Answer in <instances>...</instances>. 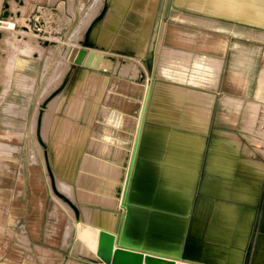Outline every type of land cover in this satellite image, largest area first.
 Masks as SVG:
<instances>
[{"label": "rangeland", "instance_id": "obj_1", "mask_svg": "<svg viewBox=\"0 0 264 264\" xmlns=\"http://www.w3.org/2000/svg\"><path fill=\"white\" fill-rule=\"evenodd\" d=\"M107 1L110 2L111 0H97V3L95 4H93L94 2L93 0L90 6L82 14H76V18L74 22L71 23V26L68 29H65L64 31L65 34L63 35V37H61L60 32L61 33L63 32L62 30L63 28H65V24L61 21V18L64 16V13H66L69 10L70 6H72L71 4H69V2L67 8H63L61 6L62 4H60L58 7L53 8L51 10V13L55 17H57L59 21L60 29L57 30L56 29L52 30L50 28V26L52 25H48L49 23H51V16L50 15L48 16L46 14L45 6L43 2L39 4L40 8L37 7L36 14L33 13L32 14L33 16L31 15L30 17H28L30 15L28 13L29 10L28 11L25 10L23 14H19V10H17L16 4L12 6V10H11L9 6L10 0H4L5 5L0 12V17L3 18L5 17L7 18V20L13 18L16 19L18 22L17 25L18 31L12 32L6 30L5 28L3 29V27L6 25V22L0 21V27H2L0 29L2 31L4 30L5 32L4 42L0 41V134H9L11 137L9 139L0 136V164L1 163L7 164L10 167V171H8L5 168L6 170L5 172L11 174V176H13V178L15 179L13 185L14 192L12 195V201L14 202L16 199L18 200L17 204H15L14 206L17 209L16 211L18 212V210L20 209L26 210V213L30 219L29 220L30 226L33 230H35L37 227V223L35 222V220H37L40 217L38 223V228L40 233L42 232L43 234L47 232V230L49 231V229H51L52 231L51 233L55 235V236L52 235V238H46V242L45 241L43 242L42 239V244L56 247V246H60L61 245L60 242H62V245H64L63 247L64 249H66L65 247L66 245H68V248L66 250L67 253L63 252L61 254L54 255V258L57 259L55 260L54 264H68V263L90 264L87 262H77L75 260L70 261V259H75V258L87 260L89 262H93L97 264L100 262L99 259L97 258L95 259L91 257L88 253L84 252L83 250L84 243L82 244V241L79 238H77L76 247L74 248L76 252H74V250H72V247L74 245L75 234L73 232L71 236L68 238V242L66 243L64 241V232L66 225L69 222H72L73 219L81 218L80 222L83 223L82 222V216H83L84 224L93 227V223L92 221H90V217H92L91 213L96 212V214H98V217H101L102 215L101 210H95V206L99 205L103 207V205L98 204L93 200L85 201V203H83V201L78 197H72L70 195V192H74L76 194L78 187H86V186L94 185V182H92V179L94 177L92 176L93 174H91V172L96 174L97 173L101 174L102 172V174L105 175L107 172L110 171V168L108 165H102V164L100 166L99 164L96 165L94 164L91 167H88L86 164L83 163V158L81 156H79L78 159L75 156L70 157L69 158L70 161H68L69 159L67 158H60L59 160L61 162L60 168L56 169L53 163H50L49 168H46L43 153H41V148L36 140V135L38 134V132L36 133L31 131V120L34 116L35 110L38 107V105L41 108V110L43 109L46 110V113L44 114L46 115L45 121H48V118L51 117L54 112H56L55 109L59 101L60 95H62V93L64 92L65 80H67L68 77L67 72H69V68H70L69 65L70 64L72 65L71 63L72 61L75 60L79 65L84 66L86 68H90V67H92L93 69L98 68L96 67L97 66L96 64L93 65V62L95 61V55L97 56L98 54H95L94 52L91 53V51L89 50L91 45H85V46L80 45L81 34L86 28L87 24H89L90 21L98 15L97 14L98 11L100 9L102 10V8L104 7ZM144 1L145 0H141L140 4H136L134 6L130 4V1L128 0H127L128 6L127 5L120 6L119 5L120 3H117L116 5V8L120 7L119 11H123L121 16L123 14L125 15L128 14V16L134 18L139 22V24L138 23L136 24L135 22H131L133 20L128 21V32H131V27L135 24L137 28L142 29L141 43L139 44L136 51L130 50L128 48V52L133 51L132 56H130L128 53L115 54L118 56L120 60L119 62L121 63L124 62L125 60L124 58H128V67L126 68L120 67L117 69V71L114 74L115 81L117 83L120 84L125 83L124 87H120L119 85L114 87L115 92L126 93L122 97L121 104L128 102V88L132 90H134V88L138 89L139 86L135 82L142 83V91L139 97L140 98L139 106L136 116L135 113H131V115L129 116V121L131 125L128 126V103L123 104L121 108L119 107L117 109V111H115V107L113 105L109 106V110L107 114L108 116H107V115H103L106 110L105 108L106 105L105 106L102 105L100 101L95 105L94 118L91 117L89 118L88 113L90 112V108H91L90 106H92L91 105L92 97L96 96L97 94L96 92H98L97 95L100 96L101 94H103L100 88H98V85L96 84H94V86L90 89L86 88L87 91L84 90V93L83 91H80L79 94L81 98H85L86 100L85 104L82 103L80 99H77L75 101L76 104L74 105V107L78 106V108H72V109L70 108L68 109L67 113L65 111H62V109H60L61 111L60 110L58 111L59 113L61 112V114L63 115L65 114L66 121L71 122L74 120L76 121V123L78 122L77 123L78 125L76 124L75 126V127L78 126V129L81 128L80 126L82 125V128L79 129V132L81 131L80 132L81 145L79 146V149L86 148V143H88V139H90L91 137L93 138L101 137L104 136L105 134H109L113 139V141L116 143L124 142V148L122 152L115 159L116 162L120 165V167L115 168V173L118 174L117 175L118 178L116 177L118 181L116 180L117 181L115 182L116 184L115 183L113 184L117 186H121L124 181L125 188L121 194L122 196L119 195L115 199V201L121 202L123 206L120 209L119 207H117L118 210L116 209L118 218L114 226V232L119 231L121 217L123 216L124 213L122 209L125 206L145 207L147 209L146 224L147 225L150 224L148 217L150 216L149 214L151 213V210L154 209L151 206L141 203L140 200L130 199V192L131 190H133L135 192V196L136 195L141 196V193L142 195L144 194V189L148 185L160 184V181L157 179L159 178L160 172L158 171L161 170V167L160 166L156 167L151 165L148 166L147 164L144 165L141 163V161L153 160V159H148L144 154H146L148 148L152 147L153 145L151 141V137L154 128L164 123L160 118L161 112L163 111V106L166 105L171 107L173 105L170 102L164 104L163 101L159 100L161 95L159 93L157 94L155 93L156 92L155 80L157 79V77L155 76H152L151 78L145 77L147 75V63L145 57L143 58V56H145V47L146 44L148 43L152 20L151 23H149V25H147V23H144L143 12L146 8V2ZM17 3L21 4V1H17ZM116 12L117 10L111 12L110 20L113 21L115 19V15L118 16V13ZM36 15L38 16L39 20L36 22L37 25L35 26L34 19ZM82 15L84 16V27L80 30L78 35L69 38L70 34L72 33V31L76 26V22L78 20L80 22ZM26 28L27 31H25ZM154 37L155 34L153 33L152 41H151V43L153 42V45L151 44L152 47L150 49L154 47V40H153ZM21 39L30 42L25 45H21L20 42ZM17 40L19 41L20 46L18 49L19 51L17 53L15 51L14 57L15 59L18 57L20 58V62H21L20 68L15 70L13 68L14 75L11 77V80L4 79L5 78L4 71H6V73H10L12 71V66H13L12 60L7 61V58L13 57L12 50H9L11 46L10 44L13 41H15L16 43ZM67 41H69L68 47L70 48V55H66L65 57H62L63 60L60 62V65L55 68L54 66L55 62L59 58L60 52L62 51V48L64 47ZM114 42L115 41L113 39V43L110 44L111 45L110 47L112 49L115 48ZM15 43L14 45H16ZM129 44L130 42L128 40V45ZM52 56H53V61H51ZM47 60L49 61L48 64H47ZM50 63H51V68L49 71V76L47 74L42 79H39L38 74L40 73V70L42 69L40 74V76H42L43 73H45V71L47 70ZM45 64L47 65L45 66ZM130 70H132L131 73L129 72ZM19 72H26L28 74H32L30 77L27 78V86L28 85L33 86L32 93H30L29 89H27L26 86L20 87L22 92L19 91V87H18L19 79L17 81V75ZM130 75L131 78L134 79L129 80L128 77H130ZM153 75H155V71L153 72ZM128 81H134V82H128ZM1 85H3V87H1ZM44 88L46 89L45 96L43 97V99H39L41 92L43 91ZM96 88H98L99 90ZM163 88H164L163 85H159L157 87V91L158 89L160 90ZM28 95L31 96L32 100L30 102L29 108L27 105V111L25 116L22 117V111L20 109L21 106L19 107L18 105H21L24 102V96H28ZM69 95L71 94L69 93ZM258 95L264 96V93H259ZM258 99L260 101H264L259 97ZM71 100L70 102H72ZM10 102L14 103V108L9 111H6L5 107ZM39 102L42 103L39 104ZM249 102L256 103L257 101H249ZM166 108L165 111H167ZM240 111L242 112V110ZM241 112L239 113L237 118V121L239 123H241V117H242ZM134 117L136 118L135 128L132 132V137L128 140V129L129 130L133 129L134 126L133 123L135 121ZM247 124L248 123H243L242 126L239 127L243 133L242 136H240V138L241 140H243L244 146L249 145L250 148L253 150L249 158L254 161L264 160V157L262 156V150H264V145L256 138H253L251 135L246 134L245 130ZM74 125L75 123L72 126ZM44 127L45 126L42 125L43 130ZM213 127L216 126L214 124H211L209 130H211ZM228 128H229L228 130H236L237 126L228 127ZM16 130L18 132L19 130L23 132V135L20 139L15 136V134L18 133ZM224 138L227 144L233 142V139L230 137H224ZM1 141L6 143V146H4L3 145L4 143H1ZM130 147H132L133 149ZM115 149L116 147L113 145L111 147V155L108 158L110 159L115 158L114 157ZM204 155L205 154H203L200 173L196 177L195 179L196 181L194 183L195 185L193 188L194 190L193 198H195V200L201 194V186L204 181V176H205ZM75 158L78 160V164L75 165L74 167L73 162ZM66 160L69 163L65 162ZM62 165L64 167H62ZM166 167H170V166H166ZM53 168L55 169V171ZM63 170L66 172V174ZM118 170L120 172H117ZM57 172L59 174H57ZM125 175L126 177L124 179ZM174 175L176 179H174L173 181L166 180L165 183L172 186H177V188L182 187V189H180L181 193H183L184 195H188V191H186L187 189L184 188L188 184L186 178L185 179L183 178L185 175L177 174V173H175ZM235 176L236 175L234 174L232 177L228 178V180L230 181V185H228V190L226 191L222 187L223 184L221 185L217 183L219 181L216 178L211 177L209 179V186L213 191V193H210V195L213 198V208L210 213V218H213V215L214 213H216V209L218 208L219 209L223 208L224 210H228V211L238 209V216L242 215L243 210L249 208L250 219H251L250 228H249V240L247 242V245L244 247L243 258L245 260L242 259L241 264L242 262L243 264H252V257L255 252L254 243L260 236V232L264 224V174L259 182V191L257 197H255V200L253 202L243 197L242 198L235 197L233 192ZM148 177H152L153 180L152 181L148 180L147 179ZM30 181L34 184L33 186L30 185ZM9 182L10 180L5 179L6 185H8ZM62 182L63 183L70 182L72 187L70 188V186L68 187V185L63 184ZM105 182L107 181L101 183H105ZM0 193H2V196L5 198L4 201L6 203L7 197H9L10 195V191L9 190H5L4 192L0 191ZM57 199L61 200L62 202L61 201L59 202V200ZM4 205H5L4 202L1 201L0 230L5 229L6 232L4 236L0 238V246L5 253H8L12 250H17L16 243H17L19 228L15 224V221L16 219L20 218L22 221L26 222L25 220L26 217L23 214V212L20 211L13 216L14 218L12 217L11 219H9L6 215L8 206L7 205L4 206ZM235 205L237 207H235ZM158 212H160L158 222L164 221L163 219H166L168 216H170L168 217V219H170L171 216L174 215L176 216V214L170 212H163V211H158ZM73 216L74 218H72ZM188 220L189 219L187 218V223ZM163 230H165L166 232ZM160 231H162V233L157 236L153 234H148L147 231H144L142 235L133 238L134 242L136 241L135 243L137 244L134 246L141 250L153 251L156 253L172 256L182 260H188V261L192 260V262H195L193 260H196L197 262L203 264H229V261L227 259L221 260L220 257L213 260H208L204 258L202 259V257L199 256V254L202 253L200 249H189L188 251L185 241V234L181 235L180 234L181 232H179L178 230L177 231L172 230L169 232L167 231V229L161 228ZM168 239L170 241H167ZM25 241L29 242V239L26 238ZM170 242L171 243L175 242L176 245L171 246ZM35 247L36 250L39 251L40 253H46L48 251L47 248L38 244H35ZM189 252L190 253L192 252L193 254L191 253V255H189L190 254ZM45 260H46L45 254H41L39 256V261L45 264ZM219 260L221 262H219ZM9 261H10L9 258H7L3 262V264H9Z\"/></svg>", "mask_w": 264, "mask_h": 264}, {"label": "crops", "instance_id": "obj_2", "mask_svg": "<svg viewBox=\"0 0 264 264\" xmlns=\"http://www.w3.org/2000/svg\"><path fill=\"white\" fill-rule=\"evenodd\" d=\"M17 1H21V4H18ZM42 2L46 14L51 16V23L48 25H52L50 26L52 30L60 29L59 21L51 13V10L60 4L63 8H67L69 0H10L9 6L12 10V6L16 4L19 14L29 10L30 15L28 17H30L33 13L36 14V9ZM71 2L74 16L70 23L63 28V32H60L61 37L65 34V29H68L71 23L74 22L76 14H82L93 0H71ZM4 5V0H0V12ZM154 7L148 43L146 42L145 56H143L147 63V75L145 77H157L155 80V93L161 95L159 100L163 101L164 104L170 102L173 105L171 107L163 106L160 118L164 123L154 128L151 137L153 145L144 154L148 159L153 160L141 161L144 165L161 167L157 179L160 184L148 185L141 196H135V192L131 190L130 199L140 200L141 203L154 209L149 214V221L152 215L157 216L159 219L160 212L158 211L174 213L176 216H171L170 219H168L170 216H166L167 218L161 222L157 220L155 228L152 229L150 224H146L147 209L145 207L125 206L128 208V214L130 211H142L146 214L144 227L141 231L134 229L131 237L133 239L140 236L144 231L157 236L162 233L160 230L163 228L169 232L178 230L181 235L185 234L188 251L194 239L202 240L203 247L205 244L220 246L222 245L220 239L225 220L214 215L213 218H210L213 208V198L210 193H213V191L209 186V179L211 177L216 178L220 183L216 182L223 184L222 187L226 191L228 185H230L228 178L235 174L234 195L236 193L239 195V180L241 179V194L243 197L242 180L245 171V155L243 140L240 138L243 133L240 127L237 126V124H240L237 119L233 121L234 119H230L231 117L224 116L222 111H233L235 107H229L228 103H233L239 99L243 103L247 101L261 102L257 95L264 93V0H156ZM78 22L79 20L76 22V26ZM153 33L155 34L154 47L150 49L153 45V42L151 43ZM0 41L4 42L3 36L0 37ZM14 43L15 41L10 44L9 48V50H12L13 57L7 58V61L12 60L13 62L12 71L6 73L3 70L4 79L11 80L14 75L13 68L14 70L20 68V58L15 59L14 57L15 51L16 53L19 51L20 44L18 40L15 43L16 45ZM128 54L132 56L133 51H129ZM17 60L19 66L15 68L14 63ZM51 61H53V56ZM50 68L51 63L42 76H40L42 69L40 70L38 78L42 79L47 74L49 76ZM260 68H263V70ZM154 71L155 75H153ZM129 72L131 73L132 70ZM20 73L26 72H19L17 80ZM128 78L129 80L134 79L131 78V75ZM135 83L138 84V89L128 88V102L123 103H128V126L131 125L129 121L131 113H135L136 116L142 91V83ZM159 85H163L164 88L157 91ZM123 104L113 105L115 111L119 107L121 108ZM165 108L167 111H165ZM71 122H74V120ZM135 122L136 118L133 129H128V140L132 137ZM211 124L216 127L209 130ZM235 126H237L236 130H228V127ZM224 137L232 138L233 142L227 144ZM203 154H205V176L201 186V194L195 200L193 198V188L195 179L200 173ZM225 165H227L226 169ZM175 173L185 175L183 178H186L188 184L184 188L187 189L188 195L181 193L180 189L182 187L177 188V186L165 183L166 180L173 181L176 179ZM5 179L10 180L8 185L5 184ZM147 179L153 180L152 177ZM14 182L15 179L11 174L0 171V191H10L6 203L5 198L0 193V202L2 201L8 206L7 217L10 210L13 211V216L21 211L26 217V222L20 218L16 219L15 224L19 228L16 243L17 250L5 253L0 246V264H3L7 258L10 260L9 264H43L39 261L41 254H45V264H54L57 260L54 255L67 253L68 245L64 249L62 242H60V246L56 247L42 244V239L43 242H46V238H52L54 234L51 233V229L43 234L40 233L38 228L40 217L35 220L37 227L33 230L26 210L16 211L17 209L14 206L18 200L12 201ZM30 185L33 186L34 184L30 181ZM90 200L101 204L98 196ZM210 204L211 206H209ZM187 218L189 219L188 223ZM80 219H74L76 225L77 222H80ZM170 220L174 221V225H168L167 222ZM82 222L84 223L83 216ZM212 226H215V228ZM5 232V229L0 230V238L4 236ZM118 232H115V247H124L118 243ZM210 232H213V236L209 234ZM26 238L29 239V242L25 241ZM75 238H78L76 234ZM35 244L47 248L48 251L40 253L36 250ZM170 244L171 246L176 245L175 242H170ZM128 248L168 256L153 251L141 250L135 246L128 245ZM72 250L76 252L74 245ZM83 250L86 253L85 249ZM201 255L202 253L199 254L200 257ZM168 257L203 264L196 260L192 262V260ZM71 260L97 264L79 258Z\"/></svg>", "mask_w": 264, "mask_h": 264}, {"label": "bare ground", "instance_id": "obj_3", "mask_svg": "<svg viewBox=\"0 0 264 264\" xmlns=\"http://www.w3.org/2000/svg\"><path fill=\"white\" fill-rule=\"evenodd\" d=\"M128 1H130V4H132L133 6L136 4H140L141 2V0H128ZM144 2H146V8L143 12L144 13V23H147V25H149V23H151V20L153 18V13H154V8H155L154 5H155L156 0H145ZM95 3H97V0L96 2L94 0L93 4ZM117 3H120L119 4L120 6H126V5L128 6L127 0H111L110 2L107 1L104 7L102 8V10L100 9L98 11L97 13L98 15L94 17V19H92L89 24H87L86 28L81 34V44L80 45L81 46L91 45L89 49L91 53L94 52L95 54H98L97 56L95 55V61L93 62V65L96 64L97 65L96 67L98 68L96 69H93L92 67L86 68L84 66L79 65L77 61L75 60L72 61L71 62L72 65L71 64L69 65L70 67L69 72H67L68 77H67V80H65L64 92L62 93V95H60L59 101L55 109L56 112H54L51 117L49 118L47 117L48 121H45L46 115L44 114L46 113V110L45 109L41 110V108L38 105V107L35 110L34 116L31 120V131L36 132V133L38 132V134L36 135V140L41 148V153H43L46 168H49L50 163H53L56 169L60 168L61 166V162L59 161L60 158L69 159L70 157H73V156H75L77 159L79 158V156H81L83 158V163L86 164L88 167H91L94 164L95 165L99 164V166L101 164L109 166L110 171L107 172L108 174L106 173L105 175H103L102 172L101 174L99 173L96 174V173L91 172V174H93L92 176L94 177L92 179V182H94V185L86 186V187H78L76 194L74 192H70V195L72 197H78L79 199L83 201V203L85 201H89L93 197L98 196L100 198V203L101 205H103V207L96 205L95 208H97V210H101L102 215L101 217H98V214H96V212H94L93 214L91 213L92 217H90V221H92L94 228H96L97 230L103 231L105 233L111 234L114 237V239L116 237V233L114 232V226L118 218L116 209L117 207H119L120 209L123 206L121 202H117L115 201V199L119 195L122 196L121 194L125 188L124 181L121 186H117L113 184L118 181V179H116L118 174L115 173V168L120 167V165L116 162L115 159L122 152L124 148V142L116 143L113 141V139L111 138L109 134H105L104 136H101V137H95V138L91 137L90 139H88V143H86V148L79 149V146L81 145V142H80L81 141L80 139L81 131L79 132V129L82 128V125L81 126L79 125L81 128L78 129V126L75 127L78 122L76 123V121L74 122L66 121L65 114L63 115L61 114V112L59 113L58 111L62 109V111H65L67 113L68 109L70 108L71 109L78 108V106L74 107V105L76 104L75 101L77 99H80L82 103L85 104V101H86L85 98H81L79 93L80 91H83L84 93V90L87 91V89L92 88L94 84L98 85V88H100L103 94H101L100 96V95H97L98 92H96L97 93L96 96L92 97L91 99L92 106H90L91 108L88 107L90 108V112L88 113L89 118L90 117L94 118L95 105L96 103H99L100 101L102 105L104 106L106 105L105 106L106 110L103 115L108 114L109 106L111 105L118 106L121 104L122 97L126 93H123V92L117 93L114 91V87L118 85L120 87H124L125 83L123 84L117 83L115 81L114 74L118 68L128 67V58H124L125 59L124 62L121 63L119 62L120 60L118 56L115 54L116 53H128V48L130 50L136 51L139 44L141 43L142 29H139L135 26L137 23L139 24V22L135 20L134 18H131L130 16H128V14L126 15L123 14L121 16L123 11H119L120 7L116 8ZM69 4L72 5L71 0L69 1ZM116 10H117L116 13H118V16L115 15V19L112 21L110 20L111 12L116 11ZM73 16H74V12H73L72 6H70L69 10L66 13H64V16L63 17L61 16L62 17L61 21L65 24V27L70 23ZM34 20H35V26H36L37 25L36 22L39 20L37 15L35 16ZM0 21L6 22V25L3 27V29L5 28L6 30L12 31V32L18 31L17 29L18 22L16 19L12 18V19L7 20V18L5 17L4 18L0 17ZM128 21L136 23L135 25L131 27V32H128ZM83 27H84V16L82 15L80 22L74 28L69 38H72L73 36L78 35L80 30ZM25 31H27V28ZM4 35H5L4 30L2 31L0 29V37L1 36L4 37ZM113 39L115 41L114 49L110 47L111 46L110 44L113 43ZM128 40L130 42L129 45H128ZM20 42H21V45H25L29 43L30 41L28 42L24 39H21ZM68 45H69V41H67L64 47L62 48V51L60 52V56L55 62V65H54L55 68L60 65V62L63 60L62 57H65L66 55H70V48L68 47ZM48 62L49 61L47 60V64ZM47 64H45V66ZM17 66H19L18 60L14 63V67L16 68ZM263 68H260V69L263 70ZM30 76L31 75L27 73H20L19 82H18L19 91L22 92L20 87L26 86L27 89H29L30 93H32L33 86L31 85L27 86V78ZM260 78L262 79L261 75H260ZM45 93H46V89L44 88L43 91L41 92L39 99H43V97L45 96ZM69 93L71 95H69ZM257 97L264 100V96L262 95L261 96L257 95ZM30 100H31L30 95L24 96V102L21 105H18L19 107L21 106L20 109L22 111V117L25 116L26 114L27 105L29 104ZM70 100L72 102H70ZM261 102L258 103L257 101L256 103H251L247 101L243 103L241 99L235 100V102L233 103H228L229 107L231 106L235 107L233 111L229 110V111H222V112H224V116L231 117L230 119H234L233 121H236L239 113L241 112L240 110H242L241 123L237 126H242L243 123H248L246 130H245L246 134H249L253 138H256L258 141L262 142V144L264 145V101H261ZM40 103L42 102H39V104ZM13 108H14V103L10 102L5 107V110L9 111ZM74 123L75 125L72 126ZM42 125L45 126L44 130L42 128ZM22 135H23V132H21V130H19V132L15 134V136L19 139L22 137ZM0 136L4 138H9V139L11 138L9 134H0ZM33 136H34V133H33ZM1 143H4V142L1 141ZM3 145L6 146V143H4ZM113 145L116 147L115 152H114L115 158L110 159L108 157L111 155V147ZM212 150H213V146H212ZM252 152L253 150L250 148L249 145L244 146L245 171H244V178L242 180L243 181V198H246L250 200L251 202H253L255 200V197H257V194L259 191V182L264 174V160L254 161L250 159L249 156L252 154ZM262 156L264 157V150H262ZM76 158L73 162L74 167L75 165L78 164V160ZM68 161H70V159ZM65 162H67V160ZM62 167L64 166L62 165ZM5 168L8 171H10V167L7 164L1 163L0 171L5 172L6 171ZM226 168H227V165H225V169ZM117 172H120V171L118 170ZM109 173H110V176H109ZM57 174L59 173L57 172ZM125 177L126 175L124 176V179ZM104 181H107L105 182L106 184L101 183ZM63 184L68 185V187L70 186V188L72 187L70 182H65ZM238 191H239V195H237L236 193L235 197L237 198L238 196V198H242L241 179L239 180V190ZM60 201L61 200H59V202ZM206 206L208 207V205ZM209 206H211V204ZM235 207L237 206L235 205ZM122 211L124 213L121 218L120 229H119V232L117 233V239H118L119 245L128 248V245L130 246L137 245L135 243L136 241L134 242V240L132 239L131 233L134 229H137L138 231L142 230V228L144 227V221H145L146 214L145 212H142V211H130L128 214V208L126 207H123ZM214 216L215 217L220 216L225 220L223 223V228H222L223 229L222 237L220 239L222 242V245L214 246L210 244H205L203 247L202 240L194 239L192 240L191 248L189 249H200L202 251V255H201L202 259L204 258L208 260H213V259L220 257L221 260L227 259L229 261V264H241L242 259L245 260L243 258L244 247L247 245V242L249 240V228H250V223H251L249 208H246L245 210H243V213L241 216H238V209L228 211V210H224L223 208L222 209L218 208L216 209V213H214ZM12 217H13V211L10 210L8 218L11 219ZM72 218H74V216ZM157 220H158L157 216H154V215L151 216L150 228L152 229L155 228ZM167 223L169 226L174 225L173 220H170ZM212 227L215 228V226H212ZM76 228H77V225L74 219L72 220V222H69L66 225L65 232H64V241L66 243L68 242V238L71 236V234L73 232L74 233L76 232ZM209 234L213 236V232H210ZM212 236L211 238H213ZM114 239H113V247H115ZM76 241H77V238H74V248L76 247ZM254 244H255L254 245L255 252L252 257V264H264V224L261 229L260 236L258 237V239L255 241ZM84 249L86 253H88L90 256L98 259V257L96 256V253L92 251L87 245H84ZM214 261H217V260H214ZM176 262L179 264H195V263L181 261V260H176ZM219 262L221 261L219 260Z\"/></svg>", "mask_w": 264, "mask_h": 264}, {"label": "water", "instance_id": "obj_4", "mask_svg": "<svg viewBox=\"0 0 264 264\" xmlns=\"http://www.w3.org/2000/svg\"><path fill=\"white\" fill-rule=\"evenodd\" d=\"M76 236L87 245L100 260L98 264H179L175 259L150 252L113 247L114 237L94 227L79 222Z\"/></svg>", "mask_w": 264, "mask_h": 264}]
</instances>
